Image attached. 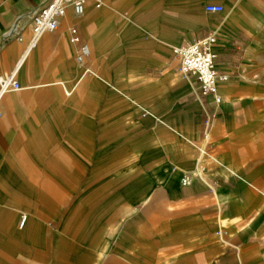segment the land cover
Wrapping results in <instances>:
<instances>
[{
	"label": "crops",
	"instance_id": "1",
	"mask_svg": "<svg viewBox=\"0 0 264 264\" xmlns=\"http://www.w3.org/2000/svg\"><path fill=\"white\" fill-rule=\"evenodd\" d=\"M44 1L0 0V74L26 52L0 100V264H264V0H90L1 43ZM211 34L220 104L174 54Z\"/></svg>",
	"mask_w": 264,
	"mask_h": 264
},
{
	"label": "built area",
	"instance_id": "2",
	"mask_svg": "<svg viewBox=\"0 0 264 264\" xmlns=\"http://www.w3.org/2000/svg\"><path fill=\"white\" fill-rule=\"evenodd\" d=\"M90 0H45L42 4L32 10L24 12L15 21L12 28L1 36V43H5L12 38H19L20 32L27 24L31 25L33 33V41L31 46L45 33L57 30L60 20L65 17L67 9L72 8L76 16H82L85 12L87 2ZM100 6L101 0H91ZM207 12L221 13L223 6L208 5ZM71 35V42L80 43V36L76 27L69 29ZM216 44V35L211 34L206 38L195 41L185 46L174 49V54L180 63V72L188 79L194 78L196 86L193 88L192 96L196 98L212 96L216 104L221 103V98L218 94V82L227 81L229 76L222 74L217 70L216 60L217 54L214 51ZM89 52L87 46H82L77 60L81 61ZM26 55V52L25 54ZM10 72L0 74V100L9 92L18 91L21 86L17 80V72L21 62ZM1 117V113H0ZM211 126V118L206 120V128ZM207 138V135H206ZM206 152L200 151V156L204 157ZM205 166L199 165L198 168L184 176L182 179L183 185H188L190 181L195 178H202L204 176ZM25 221L23 217L22 224Z\"/></svg>",
	"mask_w": 264,
	"mask_h": 264
}]
</instances>
